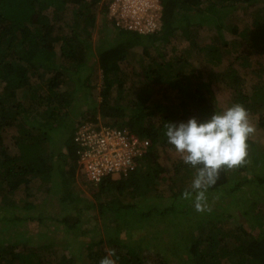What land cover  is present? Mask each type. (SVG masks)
I'll return each mask as SVG.
<instances>
[{
  "label": "trees",
  "instance_id": "obj_1",
  "mask_svg": "<svg viewBox=\"0 0 264 264\" xmlns=\"http://www.w3.org/2000/svg\"><path fill=\"white\" fill-rule=\"evenodd\" d=\"M257 2L262 0H160V29L140 34L115 27L108 21L109 0H0V210L20 207L26 214L24 218L0 217V221L13 226L3 227L6 235L0 239V264H50L49 259L42 263L34 252V244L22 237V231L13 228L35 218L28 212L36 205L30 195L35 180L40 183L57 180L61 188V195L57 197L60 203L71 205L79 201L80 190L74 188L78 165L73 137L76 129L86 122L120 129L127 127L149 144L128 175L106 176L98 184L90 185L91 200L86 207L94 208L102 217L103 236L86 241V247L80 251L71 249L75 255L62 256L52 264H79L82 259L99 264L106 256L103 250L106 245L109 250H115L111 258L116 264H264V212L259 207V201L264 199V173H252L246 163L235 169L224 168L215 184L207 189L206 198L214 194L227 201L221 213L231 214H228L229 209L234 206L248 223L242 222L230 230L220 226V213H209L213 220H208L202 216L206 211L200 214L186 204L188 199H184L182 193L191 188L185 186L183 179L191 174L195 176L196 168L179 157L173 165V175H162L165 169L155 156V146L167 139L165 125L168 122H186L191 117L198 121L210 118L216 110L209 104L211 86L220 81L229 92L230 106L243 105L264 129V15L260 16L261 11L260 14L254 12L248 26L239 29L237 19L230 12L241 7L251 9ZM193 13L198 17L196 20ZM67 15L69 33H55V26L66 24ZM100 16L108 29L112 27L109 32L113 39H104L108 40L107 45H101L104 40L94 42L92 39L94 30H102L104 26L98 23ZM202 16L214 23L216 33L209 43L199 45L196 34L192 37L189 29H201ZM178 31L203 59L201 64H223L229 54H232L231 62L222 72L205 69L202 64L204 68L196 70L197 73L190 69L187 75L183 69L187 62L182 61L185 58L176 56L166 60L164 54L159 53L156 56L160 61H157L150 55L152 48L165 49L175 43ZM228 32L229 39L225 38ZM136 47L140 48L138 59L129 62L127 59L135 55ZM94 50L95 54H91ZM94 60L101 72L100 101L79 113V118L85 120L63 133L60 130L68 124V106L75 93L62 87L65 76L69 72L80 74L79 70ZM125 61L129 62L131 71L138 69L131 73L132 78L140 77L134 98L125 94L128 85V69L122 67ZM136 62L139 66L134 64ZM239 71L254 76L249 91L241 90L243 78ZM31 76L36 79L34 83L30 82ZM198 76L199 81H192ZM76 79L78 83L79 78ZM79 85L92 89L86 76ZM158 88L174 95L172 99L177 109L165 107V112L160 113L159 104L151 106L149 97L152 90ZM13 126L16 134L11 137L12 144L6 146L2 133ZM247 143L252 165H263L264 155L257 156L254 144L250 140ZM241 173L244 175H238ZM159 179L166 182L165 191L168 189L170 195L157 188ZM19 188L26 199L15 198L18 201L15 203L10 196ZM158 195L168 196L164 205ZM177 199L183 201L182 204H176ZM167 214L172 215V219L166 220ZM37 216L36 220L42 221L43 217ZM158 216L162 217V224H156ZM176 216L183 219L177 223ZM56 220L55 224L75 236L69 238L68 235V241L63 242L68 247L74 245L76 237L87 233L81 230L79 220L72 223ZM183 221L187 229L177 230ZM142 224H151L155 236L143 234ZM97 231L95 226L88 235ZM230 238L232 242H228ZM149 239L155 240V245ZM47 241L41 247L51 249L52 240ZM17 243L23 246L21 250H15ZM68 247L64 245L63 249ZM148 251L153 255L149 262L143 257Z\"/></svg>",
  "mask_w": 264,
  "mask_h": 264
},
{
  "label": "rangeland",
  "instance_id": "obj_2",
  "mask_svg": "<svg viewBox=\"0 0 264 264\" xmlns=\"http://www.w3.org/2000/svg\"><path fill=\"white\" fill-rule=\"evenodd\" d=\"M261 11V15H264V0H262V2H257V4L254 5L253 8H248V9H243V7L241 8H237L234 11H230L232 14H234L233 16H235L236 20V24L238 26L239 29H242L244 27H247L248 24L251 22V18L252 15H255L254 12H258V14H260L259 12ZM48 15V14H47ZM193 15H196L195 13H193ZM50 19V16H47ZM194 20H196L198 17L196 15V17L194 16ZM203 21L201 22V29H197L195 28H191L189 29L193 37V33L196 34V39L197 42H199V45L201 44H205V43H209L210 42V38L212 35H214L216 33V30L214 29V23L212 21H208V18L203 17ZM70 17L67 15L65 17V23L62 27H58L55 26V33H63V34H68L69 33V29H70V25L68 24ZM98 23H104L103 20H101V16L98 18ZM232 24V23H231ZM56 25V24H55ZM99 28H97L96 30H94L93 34H92V39L94 40H104L106 37L109 40L113 39V36L110 34L109 30L112 29L111 26H109V29L107 28V26L104 23V26H102V30H98ZM195 31V32H194ZM229 33V34H228ZM225 36V38L229 39L230 38V32H228ZM184 35V34H183ZM182 35V33H179V31L175 34L174 36V42L175 43H171L169 44L165 49L159 47L157 48L158 50H160L159 52L157 51V49H151L150 51V55L151 56H155L157 61H160L159 58H157V54L162 53L164 54V58L167 59H172L175 58L176 56H181L182 58H185V61L187 62L185 64V66L183 65V69H186V73L187 75H190V73L188 71H191L190 69H193L192 71L195 73L196 70L198 71V69H202L204 68L203 65L201 64V60H203L202 58L200 59V57L197 55L195 48L190 44V42H188L186 40V38ZM101 36V37H100ZM108 40H104L103 42H101V45H107ZM100 46V44H99ZM159 46V44H158ZM162 49V51H161ZM133 52H135V55H133L132 57H128V61L130 62H134L135 60L138 59V55L140 52V48L136 47L134 48ZM91 54H95V50L94 51H90ZM224 54V51H223ZM231 55L229 54L227 56H225L224 60L225 61L223 64H219V65H212L209 63H206L205 69L208 68H212L215 70V72H222V70H224L226 67H224L227 63H230L231 61ZM125 61V63L122 64V67L125 69H128V73H126L127 75V80L126 81L128 84L127 85V90L125 92V94L128 97H135L136 91H137V87H138V81L140 77H133L131 76V73H133L134 71H137L138 69H133L132 71L129 69V62ZM136 66H139V62L134 63ZM138 64V65H137ZM216 66V67H215ZM238 66V64H237ZM236 66V67H237ZM80 74H75L74 72H69L67 73V75L65 76V82H63L62 87H64L66 90H71L74 91V95L72 97V102L69 104L68 109H69V118H68V124H66L65 126L62 127L61 125V130L63 131V133H66L69 129L72 128L73 124L75 125L76 123H78L80 120H85V118L81 117L79 118V113H81L83 110L85 109H89L90 107L95 106L97 103H99L100 101V97H99V91L101 89V72L100 69L98 67V63L97 61H89L87 62L86 67H84L83 69L79 70ZM197 73V72H196ZM205 72L202 74V76H205ZM240 76L243 78V85L240 86L241 90H245V91H249L250 88V84L251 82H253V77H251L250 74H246L243 71H239ZM87 77L89 80V86L92 88L90 89L89 87H85L80 85L82 80L84 77ZM79 78V81L77 83V79ZM199 77V76H198ZM204 78V77H203ZM201 79V77L199 78H193L192 81H199ZM35 78L33 76L30 77V82L34 83L35 82ZM133 85L131 81H133ZM218 82V81H216ZM130 85V86H129ZM225 85L221 84V81L217 84L214 83L211 86V100H209V104L213 105V107L216 109L215 112H223L226 108L230 107V99L229 98V92H226L224 89ZM80 88V89H79ZM213 95H214V99H213ZM174 95L172 93H167L166 91L162 90V89H153L152 93L149 97L150 100V104L151 106L154 108L155 106H157L159 104V109L158 112L161 113V111H163V113L165 112L166 109L171 110L174 108H178L177 107V103L175 101H173ZM175 100V99H174ZM211 101V102H210ZM166 105V106H165ZM166 107V109H165ZM76 115V116H75ZM78 118V119H77ZM154 118V117H153ZM156 122L158 118H155ZM249 120L251 122V124L255 127V132L249 137L248 140H250L253 144H254V149L256 151V155L259 156L261 153L262 155H264V129L260 128L257 124V117L256 116H249ZM89 123V122H86ZM82 125H85V123H83ZM80 125V126H82ZM16 134V127H10V128H6L4 129L2 135L4 137V144L6 146H9L12 144V140L11 137L13 135ZM248 144V143H247ZM249 144H248V148H247V162L246 164L250 165V170L252 171V173H256V172H261L264 173V169L263 166L264 164H260L257 166H253L252 163L253 161L251 160L250 156H249ZM155 156L157 157V161L158 163H160V165H162L165 169V172L162 175H173L172 171H173V165L176 161L177 158L181 157V154L177 153L174 149V147L172 145H169L167 143V139L165 142L162 143H158L155 146ZM181 172V171H180ZM169 173V174H168ZM244 173L238 174L240 176H243ZM190 175V174H189ZM237 175V176H238ZM76 179H75V183H74V188L75 189H79L80 193L78 194L79 196V201L72 203L71 205H65L64 203H60L57 200V197H60L61 194H59V188L58 187V181L54 180V183H40L39 180H35L33 181L32 185H31V199L32 202H34L36 205L34 207V209H32L29 215H32L34 218V220L30 221V222H22L20 223V225L16 226L13 228L16 231H22V237H27L28 240L30 242H32L34 244V252L41 257L42 259V263L44 261H46V259L50 260V264H52V262L56 261L57 259H60L63 257H70L73 256L75 254H73L71 252V249L75 250V251H80L81 248L86 247L87 242L86 241H95L98 238L103 236V232L100 230V227L103 224V219L102 217L98 214V212L94 209V208H90V207H86L89 204V200H91V196H90V183L87 181L85 175L81 172V170L79 168H77L76 170ZM195 178V176H193L192 174L190 176H188L186 179H183L185 186L186 187H190L191 188V184L193 179ZM87 181V182H85ZM158 181V185L157 188L159 190H161V193H164L166 195H170V192H168L169 190L167 189V191H165L166 189V182H164L163 180L159 179ZM179 183V182H178ZM180 184V183H179ZM49 190V192H48ZM177 190V189H176ZM61 191V188H60ZM23 190L22 188H19L12 196H10L12 198V200L17 203L18 201L15 200L16 199H26V197L23 195ZM262 194V193H261ZM164 195V197H162V195H158L157 197L159 198V201L161 202L162 205H164V201H166V196ZM259 196V195H258ZM260 197V196H259ZM168 202V201H167ZM183 201H180L179 199H177L176 204H182ZM227 201H225L224 198L222 197H215V195H210V197H207L206 200L203 203V207L204 210L203 211H197L196 207H195V193H193L192 197L189 198L186 201V204L190 206V208H194L195 212H205L206 214H203L202 216L206 217L208 220L213 218L211 216H209V213H220L219 216V220H220V226L223 227L224 229H230V230H234L235 227L238 226V224H241L242 222L247 223L243 218H241L240 213L238 212V208L231 206V208L229 209L231 214L226 215L227 213H221L223 212V208L225 207V204ZM261 206L260 207V211L264 212V199L259 201ZM162 207V206H160ZM191 208V209H192ZM24 210H22L20 207H17L15 209H9V210H5V209H1L0 210V217L2 215L4 216H17V217H25L26 214H24ZM27 213V212H26ZM32 213V214H31ZM201 214V213H200ZM37 215H41L42 221L38 222L36 220V218L38 217ZM168 215V214H167ZM213 216V214H212ZM45 217H49V218H45ZM166 220H170L172 219V215H168L165 216ZM181 216H176V219L174 218L175 222L178 223V221L182 220L183 217ZM55 218V219H52ZM62 220L65 219L67 220L69 223H72L76 220L80 221V228L81 230H83L84 232L86 231V235H82V236H78L75 238L74 240V245L70 247H68L66 244H64V241H68L67 236H69V238L73 237L74 234H72L71 232H67L65 230H63L61 227H59L57 224H55L57 222V220ZM156 224H162V217L158 216L156 219ZM164 221V220H163ZM165 222V221H164ZM251 222V221H250ZM143 225V226H142ZM140 227V230L143 234L147 235V236H155L154 234V229L153 226L151 224H142ZM155 225V223H154ZM205 225V224H204ZM248 225V223H247ZM250 225H252V223H250ZM96 226L97 228V234H92V235H88L90 233V230L93 229ZM3 227H13L10 226L6 223H4L3 221H0V239L4 238L6 233L3 231ZM2 229V230H1ZM187 229L186 227V223H184V221L177 227V230H184ZM198 231H200L199 229H197ZM8 231L11 232L10 229H8ZM145 232V233H144ZM137 234H140V232H138ZM142 235V234H141ZM163 236V235H162ZM75 237V236H74ZM73 237V238H74ZM16 238V237H15ZM231 239V238H230ZM47 240H52L53 246L51 249H44L41 246L45 243H47ZM150 240V239H149ZM70 241V240H69ZM151 243L153 245H155L156 241H152L150 240ZM228 242H232L231 240H228ZM22 243V242H21ZM21 243H17V248L15 250H21V248L23 246H21ZM65 245V247H68L67 249H63V246ZM151 245V244H150ZM147 246V248L149 249V246ZM159 248V247H158ZM106 253V255H108L109 252V246H104L103 249ZM152 253L154 252V249L152 248ZM143 253V252H142ZM148 252H144L143 253V257L145 258L146 261H152L153 260V255L152 254H148ZM142 255V254H141ZM171 255V254H168ZM80 259V258H79ZM79 264H90L87 263V261L85 260H81L79 262Z\"/></svg>",
  "mask_w": 264,
  "mask_h": 264
},
{
  "label": "clouds",
  "instance_id": "obj_3",
  "mask_svg": "<svg viewBox=\"0 0 264 264\" xmlns=\"http://www.w3.org/2000/svg\"><path fill=\"white\" fill-rule=\"evenodd\" d=\"M165 128L167 143L181 154L184 163L197 169L191 191H184L182 196L189 199L195 193L196 210L203 211L205 193L215 184L220 171L239 168L247 162V141L255 132L248 111L235 103L223 112H213L208 119L191 117L186 122H168ZM114 256L115 250H109L99 264H116L111 258Z\"/></svg>",
  "mask_w": 264,
  "mask_h": 264
},
{
  "label": "built area",
  "instance_id": "obj_4",
  "mask_svg": "<svg viewBox=\"0 0 264 264\" xmlns=\"http://www.w3.org/2000/svg\"><path fill=\"white\" fill-rule=\"evenodd\" d=\"M106 18L115 27L149 34L161 27L160 0H109ZM78 168L90 184H98L104 177H125L136 167L148 147V140L140 138L127 127L85 123L76 129Z\"/></svg>",
  "mask_w": 264,
  "mask_h": 264
}]
</instances>
